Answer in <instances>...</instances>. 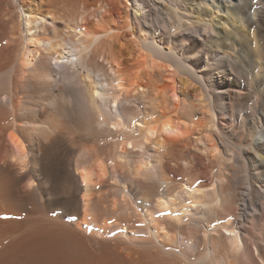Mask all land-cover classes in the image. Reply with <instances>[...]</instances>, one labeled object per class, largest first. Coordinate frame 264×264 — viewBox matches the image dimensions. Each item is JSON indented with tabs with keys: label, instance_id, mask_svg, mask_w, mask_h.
Wrapping results in <instances>:
<instances>
[{
	"label": "bare ground",
	"instance_id": "bare-ground-1",
	"mask_svg": "<svg viewBox=\"0 0 264 264\" xmlns=\"http://www.w3.org/2000/svg\"><path fill=\"white\" fill-rule=\"evenodd\" d=\"M0 264H264V0H0Z\"/></svg>",
	"mask_w": 264,
	"mask_h": 264
},
{
	"label": "rangeland",
	"instance_id": "rangeland-1",
	"mask_svg": "<svg viewBox=\"0 0 264 264\" xmlns=\"http://www.w3.org/2000/svg\"><path fill=\"white\" fill-rule=\"evenodd\" d=\"M252 1H253V2H252ZM257 2H258V0H256V1H255V0H251V4H255V3H257ZM120 9H121V12L124 11L123 7H120ZM127 38H128V39H129V38H130V39H131V38L133 39V37H130V36H127ZM139 43H141V41H140ZM166 72L169 73V70H166ZM170 73L172 74V71H171ZM168 76H169V74H168ZM171 76H172V78L174 77L173 74H172ZM171 76H169V77H171ZM176 79H177V78H176ZM174 80H175V78H174ZM177 81H178V79H177ZM177 81H176V82H177ZM178 86H179V82H178Z\"/></svg>",
	"mask_w": 264,
	"mask_h": 264
}]
</instances>
